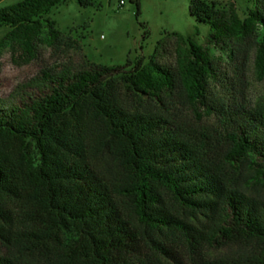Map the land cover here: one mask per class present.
I'll use <instances>...</instances> for the list:
<instances>
[{"label": "trees", "instance_id": "1", "mask_svg": "<svg viewBox=\"0 0 264 264\" xmlns=\"http://www.w3.org/2000/svg\"><path fill=\"white\" fill-rule=\"evenodd\" d=\"M65 1L2 6L0 27L31 48L44 20L51 45L79 48L45 17ZM253 4L245 20L232 2L192 0L190 10L214 39L261 24L264 73V0ZM175 37V70L154 56L127 70L82 54L43 70L39 96L0 100V264H264V199L239 184L245 161L264 174V98L213 104L211 59ZM227 246L239 249L208 252Z\"/></svg>", "mask_w": 264, "mask_h": 264}, {"label": "rangeland", "instance_id": "2", "mask_svg": "<svg viewBox=\"0 0 264 264\" xmlns=\"http://www.w3.org/2000/svg\"><path fill=\"white\" fill-rule=\"evenodd\" d=\"M21 0H0V7ZM100 5L81 6L77 0H67L55 6L48 17L56 27L75 41L79 48L68 49L48 42V28L39 31L29 48L12 40L10 26L0 27V100L28 101L42 92L37 85L43 70L63 64L82 62V54L96 63L121 65L130 70L141 59L148 64L153 58L174 70L177 65L175 34L181 35L185 46L194 42L201 46L213 63L208 79V95L213 104L231 103L242 99L256 106L264 98V73L257 65V35L263 29L256 25L252 32L230 29L214 39L209 24L199 21L190 10L192 0H97ZM228 9L232 2L237 15L245 20L253 0H206ZM69 42V40H67ZM184 48V44L182 45ZM188 114L203 125H216L217 118L201 110ZM249 161L240 164L239 184L249 195L264 199V174ZM238 247L212 248V256L232 254Z\"/></svg>", "mask_w": 264, "mask_h": 264}]
</instances>
